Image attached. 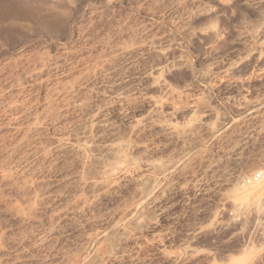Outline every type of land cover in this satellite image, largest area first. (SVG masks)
<instances>
[{"label":"rangeland","instance_id":"1","mask_svg":"<svg viewBox=\"0 0 264 264\" xmlns=\"http://www.w3.org/2000/svg\"><path fill=\"white\" fill-rule=\"evenodd\" d=\"M264 0H0V264H264Z\"/></svg>","mask_w":264,"mask_h":264},{"label":"bare ground","instance_id":"2","mask_svg":"<svg viewBox=\"0 0 264 264\" xmlns=\"http://www.w3.org/2000/svg\"><path fill=\"white\" fill-rule=\"evenodd\" d=\"M60 1L61 0H19L20 4L27 7V9L54 8Z\"/></svg>","mask_w":264,"mask_h":264},{"label":"built area","instance_id":"3","mask_svg":"<svg viewBox=\"0 0 264 264\" xmlns=\"http://www.w3.org/2000/svg\"><path fill=\"white\" fill-rule=\"evenodd\" d=\"M263 175H264V170L262 168L256 169L242 179V185L244 186L254 185L255 183L262 180Z\"/></svg>","mask_w":264,"mask_h":264}]
</instances>
